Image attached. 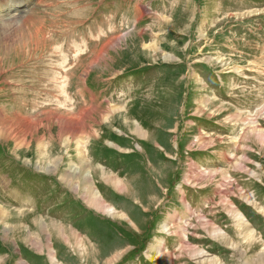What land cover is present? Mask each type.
<instances>
[{"label":"rangeland","instance_id":"374dc122","mask_svg":"<svg viewBox=\"0 0 264 264\" xmlns=\"http://www.w3.org/2000/svg\"><path fill=\"white\" fill-rule=\"evenodd\" d=\"M263 106L264 0H28L1 12L0 111L113 116L92 123L85 146L75 138L55 154L69 168L81 150L87 168H103L91 184L109 212L66 185L63 165L57 174L40 170L36 150L18 158L0 134V207L61 222L70 238L30 231L21 241L11 222L0 223V264H168L147 255L160 242L171 264H264V144L241 138L249 114L264 131ZM44 123L50 136L52 122ZM200 134L212 138L207 147ZM198 168L218 171L199 180ZM228 199L244 226H234ZM171 211L190 222L186 236L165 234ZM197 215L224 236L203 229Z\"/></svg>","mask_w":264,"mask_h":264},{"label":"bare ground","instance_id":"6f19581e","mask_svg":"<svg viewBox=\"0 0 264 264\" xmlns=\"http://www.w3.org/2000/svg\"><path fill=\"white\" fill-rule=\"evenodd\" d=\"M27 2H28V0H10V1H7V3H5L3 5L0 4L1 5L0 6V14H1V12L8 11L11 8H14V9L21 8V7L25 6ZM113 43H112L113 44L112 47H114V48L119 44L118 40L116 42H113ZM143 48L145 50H148V49L156 50V49H158L156 46H153V45L152 46L146 45V46H143ZM153 54H155V52ZM166 60H168V59H166ZM85 83H87L86 79H85ZM205 107H207V105H205ZM260 109H261L260 114L264 115V106ZM119 110H123V109L121 107H119V108H117V111H119ZM0 112H3L2 115L0 116V125H2V128H0V134L6 136L8 138L7 141L9 143L12 144V142H13V144L15 145V148H13V152L16 154V156L18 158H21L20 157L21 153H26L28 150H31L30 153H32L33 150H36V152L39 156L38 161H39L40 170H45L46 172L51 173V174L52 173L57 174L58 173V166L63 165V171L61 172V174L64 177L63 181L66 183V185H68L70 188H72V190L74 192H76L77 194L81 193L82 195L86 196L87 199H89L90 204L93 205V207L98 209L99 211H103V212L105 210L107 212L111 211V209L103 202L102 197L100 195L97 196V192L95 191V188L91 184L92 179H99L100 175L104 176L103 172H101V174H100V172L98 171V170H101L103 168H99L98 166H96L95 167L96 171H93L90 168H87V166H88L87 164H89V161L86 160L85 153L83 154V159L81 158V150L78 151L79 157H80L79 161H77V163L71 164L69 166V168L65 167V165H64L65 162H63L62 157H57V156H55V154H57L56 150L60 145L66 146L67 144L73 142V139H75V138H76L78 145L84 144V146H85L86 140H84L82 137L85 138L87 131L93 132L94 134L96 131V129L93 128L92 123H96V125H99L100 123L103 122L104 119L109 120L113 116V114L110 116H107V117H104L106 114L104 116L93 115V116L89 117V116H87V114L85 112L84 115L82 116V118L80 119L78 116H75L73 114L63 113L62 115H57V113H54L51 111H45V113H43L41 116L31 117V118L27 117L26 116L27 114L21 115L19 113H16L15 111H8V110L2 109ZM6 112H10L11 115L13 116V118L19 119L20 122L16 125L14 119L9 118V114H7ZM118 113H123V112H118ZM201 113H202V109H201ZM124 114H119V115H124ZM257 118H258V115L249 114L246 118L243 119V123H242V126H243L242 127V131H243L242 133L243 134L241 135V138L245 137V135L256 136L264 144V131L261 128V126H260L261 124ZM45 121L49 122V123L52 122L50 136H48L49 134L45 128V123H44ZM59 121L61 122L60 124L58 123ZM7 123H10V125L11 124L12 125L11 126L7 125ZM58 124L60 125L58 127L59 131L57 132V134H55V133H53L52 129H53L54 125H58ZM23 125H24V127H23ZM125 125L127 127L133 126V124H129V118L125 119ZM16 126L18 129V136L17 137L12 136L10 134V130L14 129ZM132 128H134L135 130L138 129L137 126H133ZM142 135H143V133H142ZM48 137L50 138V140H48ZM207 138L208 137H206V135L204 136V134H200V136L197 137V142L200 143V145L199 144L198 145L201 147H207L206 145H209L212 142L211 141L212 138H210V139H207ZM193 149H195V148H193ZM221 156L223 157L224 160H229V162H233L232 159L230 158V156H228L226 154H222ZM242 163L243 162H241V164ZM79 164H81L80 167L75 168V166H77ZM239 164H237V165H239ZM243 164H242V167L244 166ZM71 166H74V168ZM73 169H76V170L72 171ZM195 171H196V169H195ZM216 171H218V170H204L202 168H198L197 171L193 172V173L195 175V178H197L199 180H205V179L210 180L213 176V172H216ZM222 172H223V175H225V172L223 170H222ZM189 179L190 178L185 179V182L189 181ZM108 181L110 183H112L109 179H108ZM114 181L116 183L120 182L118 179H114ZM250 195H252V194H250ZM180 197H181V195H180ZM245 199H246V197H245ZM184 201L180 200V203H182ZM226 205L229 208V213L231 214V216L233 217V219L235 221L234 226H236V227L244 226V224H246V219L242 215V212L237 208V206L233 202H231L229 199L227 200ZM191 209L192 208L190 207L189 210L192 213L193 210H191ZM15 212L5 210V209H2L0 207V223H4V224L8 225L11 222L13 224L12 230L15 231V233L17 234V238H19L21 241L25 240V238H27L26 235H23V233L29 235L30 231H34L36 233L37 232L38 233H44L45 235H47V233H48L49 235H51L53 230H57V232L59 233L58 236L62 237V239H64L66 242H70V238L68 240V238L64 237L67 227L60 226L59 224H61V222L49 221V223H48L47 217L42 218V217L34 214L33 212H24L22 210L20 212L19 211L16 213ZM112 212H115V211L112 209ZM176 214L177 213H173L171 211L169 213L168 220L163 225L164 226L163 229L165 231V234H167V235H173V234L177 235V231L182 233L183 235H185V231H187V229L190 225V222H187L186 220L185 221L182 220L183 222L179 221L175 217ZM27 215L30 216V218H31V221H30L28 227H26L27 223L23 222V218L26 217ZM197 216H198L197 219H198L199 224L203 225L202 226L203 229L209 230V231L211 230L213 232L214 236H216V237L220 238V236H224L221 233V231H222L221 227L217 226L216 224H214L208 220L203 219L202 218L203 216L202 217L200 215H197ZM175 220H177L181 223H184V225L183 224L178 225L177 222H174ZM9 226H11V225H9ZM185 226H187V229L185 228ZM23 228H26V230H28V232H25ZM4 229L7 230L6 228H4ZM14 231H13V233H14ZM174 231H176V232H174ZM5 234L8 235V231H5ZM76 236L78 237V235H76ZM223 239H225V238H223ZM39 241H40L39 237L34 238V243L36 245H38L37 246L38 248L37 247H34V248H36L37 250L40 249L41 246H43L42 244H40ZM186 243H187V241H186ZM186 243H184L185 247H186ZM151 248H152L151 252H149L147 254L148 256L152 257L155 261L156 260L160 261L158 259L161 258L163 261L166 260L168 262V264H171L173 256L171 255L170 252L165 251L163 242L162 243L160 242L157 245H153ZM51 249H52V247L50 245L47 248L43 247V251L45 250L48 253H50ZM187 250H188V252L193 253V255L195 257H202L203 256L202 258H204L203 252H201L197 248L189 247ZM40 251L42 252V250H40ZM53 260H54L55 264H61V263H56V261H57L56 257H53ZM202 260L204 262L208 261V260H206V258H204Z\"/></svg>","mask_w":264,"mask_h":264},{"label":"crops","instance_id":"0c3cea01","mask_svg":"<svg viewBox=\"0 0 264 264\" xmlns=\"http://www.w3.org/2000/svg\"><path fill=\"white\" fill-rule=\"evenodd\" d=\"M35 214V213H34ZM204 217V216H203ZM164 249H165V251H168L167 250V248H165V244H164ZM169 252V251H168ZM148 257H150V256H148ZM153 261H154V259L152 258V257H150Z\"/></svg>","mask_w":264,"mask_h":264}]
</instances>
